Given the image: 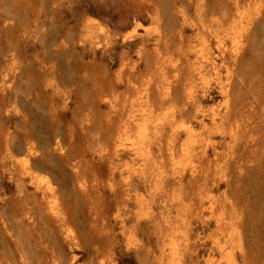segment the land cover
<instances>
[{
  "label": "rangeland",
  "instance_id": "1",
  "mask_svg": "<svg viewBox=\"0 0 264 264\" xmlns=\"http://www.w3.org/2000/svg\"><path fill=\"white\" fill-rule=\"evenodd\" d=\"M0 264H264V0H0Z\"/></svg>",
  "mask_w": 264,
  "mask_h": 264
},
{
  "label": "bare ground",
  "instance_id": "2",
  "mask_svg": "<svg viewBox=\"0 0 264 264\" xmlns=\"http://www.w3.org/2000/svg\"><path fill=\"white\" fill-rule=\"evenodd\" d=\"M235 62H237V61H235ZM233 69H234V67H233ZM180 113L181 114H179V116L180 115L181 116L187 115V113H185L184 111H181ZM177 137H178V135H174V136L170 137L169 140L173 141ZM36 193H40L41 194V199L40 200H36ZM52 194L53 193L50 192L49 189H46V188H43V187L36 188L35 194H32L30 197L35 199V201H36V203H37V205L39 207V211L40 212H38V210L36 209L34 211H30L29 213L34 212L35 214H37L39 216L40 213L43 212V209H46V211H48V214H46V215H49L51 218H53V219L57 220L58 222L62 223L64 221L63 209H60V205L59 204H56V203L54 204V201H53L54 200V195H52ZM26 198H28V197H26ZM29 213L27 215H29Z\"/></svg>",
  "mask_w": 264,
  "mask_h": 264
}]
</instances>
